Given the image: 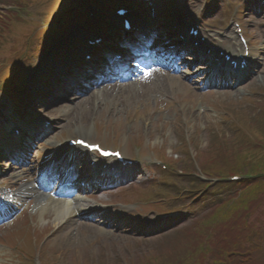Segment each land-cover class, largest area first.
I'll return each mask as SVG.
<instances>
[{"label":"rangeland","instance_id":"1","mask_svg":"<svg viewBox=\"0 0 264 264\" xmlns=\"http://www.w3.org/2000/svg\"><path fill=\"white\" fill-rule=\"evenodd\" d=\"M159 1L156 0V2ZM207 1L211 0H187V2H182V5L190 6L196 16L200 14L202 17L200 23L208 30L222 29L225 25L224 16H232L233 20L240 19L248 34L254 37L253 44L257 51L255 58L261 54L264 62V0L261 4L255 3L254 6H251L248 0H237L239 3L236 0H215L212 6H209ZM58 2L59 0H34L32 6L37 15L35 18L29 19L30 23L35 21L37 24L33 40L43 36L45 29L53 25ZM194 6L197 10L194 9ZM56 23L54 21V24ZM15 28L18 29L19 25H15ZM20 34L22 33L15 31L14 36L19 37ZM32 38L33 34H29L21 41L15 38L14 40L16 43L25 41L26 43L20 48H26L29 46V42L33 41ZM5 52L2 51V53ZM258 60L260 61V59ZM49 64L53 66V63ZM57 64L60 68L53 69L50 66L47 69L53 70L65 81L69 80L70 76H67L66 73L73 71V66L68 64L65 72H60V69H65V67L60 63ZM34 66V64L31 65V68ZM260 67L262 68L261 65ZM30 69L28 68L22 81L14 87L15 94L20 97H22L21 93L26 80L32 81L33 77L38 75V72L29 71ZM43 71L42 69L40 73H45ZM181 87L185 89L187 86L181 85ZM178 88L176 95H170V100L164 101L159 106L153 102L154 95H156L153 90L144 92V98H139L129 93L131 91L129 89L127 92L117 94L114 98L105 97L103 104H98L96 100H89L85 103L77 102L78 106L71 107L65 114L60 112L57 114L56 111L49 110L51 105H42L37 108L36 115L30 114V116L32 118L41 115L49 118L57 116L61 119L51 131V133L54 132L51 138L56 137L57 139L77 134L80 125L85 124L93 127L96 124L98 128L94 135L106 139L105 142L121 145L128 148L130 152L133 151V144H141L148 152L156 151V154L163 158H165L164 155L170 157L169 161L174 163L178 169L173 176L167 175L161 170L144 173L138 180L147 179L133 186L129 185L136 180L134 177L129 178L125 182H121V186H119L126 188L118 193H115L117 189L115 188L113 193L104 194V201L112 202L122 197L126 200H133L145 198L148 193L152 196L159 193L162 196L171 195V200L162 204L168 209L182 206L185 203L190 204L191 207L185 205V209L175 219V222L169 224L164 222L162 224L164 227L153 236H139L138 234L145 233L142 228H136L134 225L117 227L110 217L107 223L101 226L102 229L84 226L82 229H78L74 238H71V232H67L64 227L55 231L54 227L58 220H55L49 212L45 214L38 212L36 209L37 200H33V206L22 217L9 226L0 227V241L4 240V244H0V264L31 263L30 259L22 257L19 249L12 247L15 241L23 245L24 250L30 252L36 253L38 249H41L47 259V264H199L201 261L210 264V258L214 256L215 259H219V254L224 256L223 252L228 249H235L238 246L242 249L250 248L251 229L256 233L251 240L255 243L258 241L263 243L261 249H256L253 264H264V185L260 187L257 184V189L251 188L252 192H243L241 197L238 196L232 206L228 208V211H232V213L226 219L222 220L223 210L209 216L205 222L199 225L197 223L210 213L207 211L210 209L214 197L220 196L216 193L221 192V195L225 196L228 192L235 194L236 189L231 191L227 187H225L226 190L216 189L210 192L211 194L215 193L214 196L202 194V197L199 198L202 201L197 202H194L188 192H182L185 188H193L191 183L193 179L196 182L198 180L191 175L195 168L191 166V162L186 156L185 147L188 151L191 148L196 152L201 166L204 162V167L205 162L211 158L214 162H219L215 155L207 157L215 150L226 153L223 156L225 157L223 163L226 161L224 166H239L238 164L241 166L242 160L239 158L246 156V153H252L240 149L243 148L242 145H237V139L240 138L238 131L240 130L236 129L234 132L233 127L244 122L247 118L248 123L256 122L255 117L260 107L264 105V95L260 92H264V65L261 75L250 88L244 90H228L208 94H196L190 91L191 99L187 100L185 93L188 91L179 92L180 87ZM253 91L255 93H252ZM249 94L251 96H248ZM33 102L34 99L28 101V105H32ZM201 104L207 108L206 112L199 111L198 105ZM6 107L7 105L3 104V109ZM170 108H172L170 111L162 112L163 109ZM159 110H161L160 114H158ZM26 111L29 112L28 109ZM8 114L9 112L6 114L3 112L0 116L7 118ZM246 135L253 139L250 130L248 133L246 132ZM233 146L234 149H232ZM201 153H204L203 156ZM204 157L207 158L204 159ZM218 184L219 182L216 183V185ZM139 192L145 196L136 197ZM182 193L184 194L182 195ZM246 193H249L251 198L246 203L245 212L239 214L240 208L236 207L237 201L245 197ZM152 208L155 207L150 206L140 212L145 213ZM120 214L131 221H136L137 211L134 209L121 210ZM196 217L199 218L193 221ZM148 218L153 223H162V220L156 217L155 212H149ZM212 219L215 220L216 225L209 223L208 220ZM116 221L119 224L125 222L123 220ZM206 229L211 234L210 236L203 234ZM14 232H17V235L12 238ZM65 234L66 240L58 242L61 239L57 240V238ZM238 243L239 245H237ZM255 243L251 244L257 247ZM192 251L195 252L197 258L196 262L189 263L186 259Z\"/></svg>","mask_w":264,"mask_h":264},{"label":"trees","instance_id":"2","mask_svg":"<svg viewBox=\"0 0 264 264\" xmlns=\"http://www.w3.org/2000/svg\"><path fill=\"white\" fill-rule=\"evenodd\" d=\"M264 152V151H263ZM225 157H222L221 159H224ZM242 160V162H240L241 163V166H240V164H238L239 166H228L229 168H227L226 167V169H228L229 171H233V172H237V171H241V172H246V173H249V174H252V175H256V176H258V175H264V154H260V153H258V154H254V153H246V156H241L240 158H239V160ZM213 163L215 164H210V165H208L207 166V168L206 169H208L209 171H213V172H216V171H220L221 169H222V167L221 168H218L216 165H217V163L216 162H214L213 161ZM207 170V171H208ZM261 177V176H260ZM253 178H255V177H253ZM254 181V180H253ZM254 183V184H253ZM252 186L251 187H249V189L248 190H246L245 192H252V189L251 188H253V189H257V184H259L260 185V182H252ZM262 184H264V183H262ZM246 196L245 197H242V198H240L238 201H237V208H240V212L241 213H243L244 212V209H245V207H246V203L247 202H249V200H250V194L249 193H246L245 194ZM211 216H213V214L211 215ZM210 216V217H211ZM215 217V216H214ZM215 219V218H214ZM214 219H212V220H208V221H210V222H215V220ZM222 220H223V218H222ZM252 228V227H251ZM256 230V229H255ZM251 233H250V240L252 239V238H254L255 237V232H254V230L253 229H251V231H250ZM262 247V243L260 242V243H258L257 244V247H254L253 249H251V251H253L251 254H252V256H250V263H243V264H253V261H254V258H255V256H254V252L256 251V249H259V248H261ZM241 251H247L246 249L244 250V249H242ZM226 256H230L232 253H229V252H227V251H225V252H223ZM222 258V257H221ZM231 260V258H226V259H224V260H222V259H215V258H210V264H242L241 262H231L230 261Z\"/></svg>","mask_w":264,"mask_h":264},{"label":"bare ground","instance_id":"3","mask_svg":"<svg viewBox=\"0 0 264 264\" xmlns=\"http://www.w3.org/2000/svg\"><path fill=\"white\" fill-rule=\"evenodd\" d=\"M229 43H230V41L228 40L227 41V45ZM237 46L238 45H236V44L233 45V46H230V50L237 49ZM234 53H236V52H234ZM237 53H239V52H237ZM173 85H174V83L171 84L172 87H173ZM50 146H52V145H50ZM87 168H90V167H87ZM94 173H95V171H93L92 174H94ZM28 182H29V180H28ZM24 186L27 187L30 191L33 190L32 185H30L29 183H25ZM41 208L43 210H45V207L44 206H42ZM84 208L85 207H83L81 205H76V206L72 207L71 209H65V208L60 207L59 205L56 204V205H54L55 217L59 221H61L66 216H67V219H70L74 214L81 213Z\"/></svg>","mask_w":264,"mask_h":264}]
</instances>
